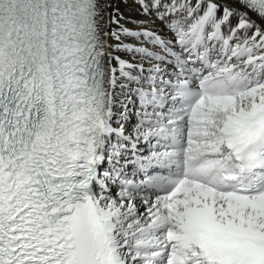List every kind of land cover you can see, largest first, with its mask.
<instances>
[{"label": "snow or ice", "instance_id": "snow-or-ice-1", "mask_svg": "<svg viewBox=\"0 0 264 264\" xmlns=\"http://www.w3.org/2000/svg\"><path fill=\"white\" fill-rule=\"evenodd\" d=\"M0 264H264V0H0Z\"/></svg>", "mask_w": 264, "mask_h": 264}]
</instances>
